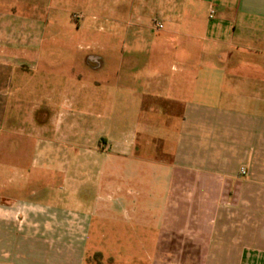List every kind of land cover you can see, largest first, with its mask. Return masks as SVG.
<instances>
[{
	"label": "crops",
	"instance_id": "obj_1",
	"mask_svg": "<svg viewBox=\"0 0 264 264\" xmlns=\"http://www.w3.org/2000/svg\"><path fill=\"white\" fill-rule=\"evenodd\" d=\"M87 1L74 23L109 27L122 50L86 54L85 70L123 84L82 83L68 124L60 69L27 66L42 34L0 0V264H83L91 203L132 208L152 250L136 264H264V0ZM54 171L58 203L80 211L44 203Z\"/></svg>",
	"mask_w": 264,
	"mask_h": 264
},
{
	"label": "rangeland",
	"instance_id": "obj_2",
	"mask_svg": "<svg viewBox=\"0 0 264 264\" xmlns=\"http://www.w3.org/2000/svg\"><path fill=\"white\" fill-rule=\"evenodd\" d=\"M12 1L16 4V10L14 11L8 9ZM11 2L2 4L5 10L3 12L5 14L29 17L42 34L43 41L40 49L36 52L35 63H30L32 59H29L27 66L29 68L35 66L37 76L49 75L54 80L58 79L57 72L60 69L61 74L59 77L61 83L66 79V87L71 104L67 110L68 124L73 120L71 113L75 111L74 100L72 99L82 83L91 84L94 80H99L100 82H108L107 85L110 86L123 84L121 75L117 77V75L112 73V70L93 72L92 74L89 70H85L84 60L86 54L97 49V52H101L104 55H107L106 53L112 49L117 52L122 50L121 39L113 44L115 46L113 48L108 47L109 45L107 46L103 42L102 38L108 34L109 27L92 24L90 20L85 21L84 25L81 22L80 26L74 23L73 15L88 14L87 7L90 6L91 2L87 0H77V2L66 0L60 3L58 0L51 2L47 0H11ZM147 2H151V0H147ZM154 34L151 29L150 36L154 37ZM97 42L100 45L98 48ZM111 63L115 67L120 66L121 59L111 60ZM79 71H84V74L78 73ZM51 180L50 196L44 203H50L58 208L66 207L68 210L80 211L79 205L73 199L67 200L65 204L58 203V199L64 198L66 194L62 175L54 171L51 173ZM128 190H132L133 196L137 197L144 188L140 189L137 185L132 184L125 187L127 193ZM92 195L93 191L91 196L85 197V202L89 200L91 202ZM124 196L125 198L127 197L126 194ZM126 199L123 200V203L126 202ZM126 206V210H129V213L126 210L116 208V214L107 218L103 215L100 208H93L92 203L90 204L91 211L94 214L88 235L89 238L86 243V252L83 256V264H108L113 262L114 264H136L135 260L137 259L141 262H148V257L143 254L147 252L148 255L152 250L143 251L141 249L144 235L142 230H140L139 219L133 215L132 208L127 203ZM147 233L145 243L151 249L154 246V240L158 237V232L151 229Z\"/></svg>",
	"mask_w": 264,
	"mask_h": 264
},
{
	"label": "built area",
	"instance_id": "obj_3",
	"mask_svg": "<svg viewBox=\"0 0 264 264\" xmlns=\"http://www.w3.org/2000/svg\"><path fill=\"white\" fill-rule=\"evenodd\" d=\"M212 14H213V12H212ZM155 28H156V30H162L163 29L162 23L156 21L155 22ZM241 174L242 175H246L247 174V168L246 167H242L241 168Z\"/></svg>",
	"mask_w": 264,
	"mask_h": 264
}]
</instances>
